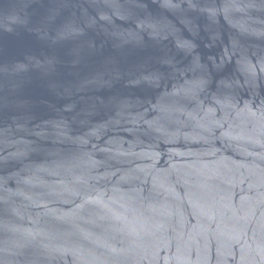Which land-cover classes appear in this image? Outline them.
Instances as JSON below:
<instances>
[{
	"label": "water",
	"instance_id": "95a60500",
	"mask_svg": "<svg viewBox=\"0 0 264 264\" xmlns=\"http://www.w3.org/2000/svg\"><path fill=\"white\" fill-rule=\"evenodd\" d=\"M0 264H264V0H0Z\"/></svg>",
	"mask_w": 264,
	"mask_h": 264
}]
</instances>
